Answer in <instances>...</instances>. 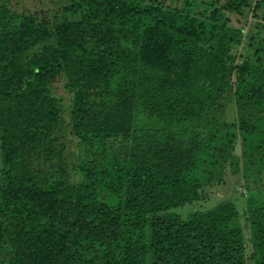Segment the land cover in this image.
I'll return each instance as SVG.
<instances>
[{
    "label": "trees",
    "instance_id": "trees-1",
    "mask_svg": "<svg viewBox=\"0 0 264 264\" xmlns=\"http://www.w3.org/2000/svg\"><path fill=\"white\" fill-rule=\"evenodd\" d=\"M65 1L0 0V264H264V0Z\"/></svg>",
    "mask_w": 264,
    "mask_h": 264
},
{
    "label": "rangeland",
    "instance_id": "rangeland-1",
    "mask_svg": "<svg viewBox=\"0 0 264 264\" xmlns=\"http://www.w3.org/2000/svg\"><path fill=\"white\" fill-rule=\"evenodd\" d=\"M67 2L65 0H18V3H16V7L18 9L28 8L32 11H39L43 10L46 14H49L52 17H55L58 20H62L65 15L62 14L61 5ZM232 23L235 26L243 27L244 31L247 29V23L250 20V17L248 16V20L246 21L242 17H232ZM234 103H230V108L227 111V115L230 114L231 107L233 108ZM227 118V117H226ZM72 149H66L65 154H68L71 152ZM70 155V154H69ZM71 156V155H70ZM227 172V175L224 178L225 183L221 185L214 186L209 189V197L210 202L215 201L216 198L219 200L220 198H231L236 201L240 205V207H243L245 200L250 196V194L242 195L241 193L244 192V185L242 184V180L240 179V175H232ZM257 194V193H254ZM213 201V202H214ZM209 203V202H208ZM207 203V204H208ZM191 207H188V209Z\"/></svg>",
    "mask_w": 264,
    "mask_h": 264
}]
</instances>
